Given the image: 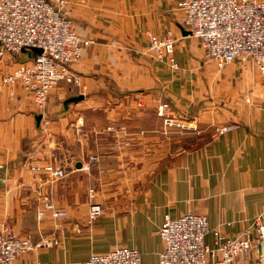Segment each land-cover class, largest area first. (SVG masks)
<instances>
[{"label": "crops", "instance_id": "crops-1", "mask_svg": "<svg viewBox=\"0 0 264 264\" xmlns=\"http://www.w3.org/2000/svg\"><path fill=\"white\" fill-rule=\"evenodd\" d=\"M183 1L74 0L73 29L93 41L70 66L86 90L60 83L44 112L21 87L3 84L29 56L0 58V234L48 243L14 264H83L119 246L138 250L142 264H159L166 216H206L212 248L218 233L235 239L249 231L258 239L264 74L240 62L219 69L209 61L183 23ZM169 33L178 71L149 51L151 36ZM78 96L84 99L69 102ZM160 104L169 105L175 126L157 115ZM91 156L99 160L87 169ZM49 165L65 177L52 180L43 171ZM90 190L104 208L93 230L86 227ZM46 196L69 217L49 214L40 224ZM233 264L264 258L257 245Z\"/></svg>", "mask_w": 264, "mask_h": 264}, {"label": "built area", "instance_id": "built-area-1", "mask_svg": "<svg viewBox=\"0 0 264 264\" xmlns=\"http://www.w3.org/2000/svg\"><path fill=\"white\" fill-rule=\"evenodd\" d=\"M73 1L0 0V58L7 54L28 56L23 51L32 49L43 51L18 64L3 78V84L10 89L21 87L41 112L45 111L51 94L62 82L71 88L86 90L82 76L73 73L70 66L81 59L83 50L93 41L82 38L73 29L70 9ZM85 2L80 0L81 4ZM180 7L184 12V25L193 37L202 41L206 58L219 69L240 62L264 74V0H184ZM149 51L157 61L167 63L173 71L179 70L176 40L172 34L151 36ZM168 111V104L157 107V115L164 119L166 127L171 128L177 123ZM98 160L91 156L87 169ZM43 171L54 181L65 177L64 171L53 165L46 166ZM88 197L92 203L86 227L93 230L104 208L96 202L93 190L89 191ZM44 201V207L37 212L40 224L49 214L56 220L69 217V212L57 208L50 196ZM76 232H83L80 225H76ZM209 232L204 215L188 214L178 219L166 216L159 232L164 244L159 264H233L236 258L248 255L257 245L264 258V225L257 227V240L251 238L249 231L235 239H227L218 233L213 248L205 241ZM44 245H48L44 240L38 245L33 244L30 236L21 238L9 231L0 234V264H14L22 254ZM83 264L142 263L138 250L119 246L107 253L94 254Z\"/></svg>", "mask_w": 264, "mask_h": 264}, {"label": "water", "instance_id": "water-1", "mask_svg": "<svg viewBox=\"0 0 264 264\" xmlns=\"http://www.w3.org/2000/svg\"><path fill=\"white\" fill-rule=\"evenodd\" d=\"M24 54H27L29 57H32V56H39L43 53V51L41 49H32L31 51H23ZM84 99L83 96H78V97H74V98H71L69 100V102H79V101H82ZM80 167V166H78Z\"/></svg>", "mask_w": 264, "mask_h": 264}]
</instances>
